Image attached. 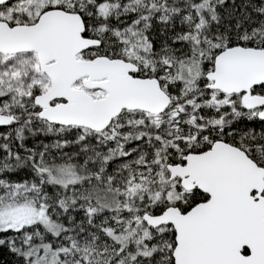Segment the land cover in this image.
I'll use <instances>...</instances> for the list:
<instances>
[{
	"label": "snow or ice",
	"instance_id": "1",
	"mask_svg": "<svg viewBox=\"0 0 264 264\" xmlns=\"http://www.w3.org/2000/svg\"><path fill=\"white\" fill-rule=\"evenodd\" d=\"M0 264H264V0H0Z\"/></svg>",
	"mask_w": 264,
	"mask_h": 264
}]
</instances>
